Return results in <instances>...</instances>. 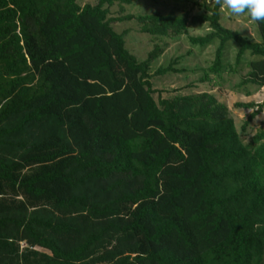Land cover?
<instances>
[{
	"label": "trees",
	"instance_id": "trees-1",
	"mask_svg": "<svg viewBox=\"0 0 264 264\" xmlns=\"http://www.w3.org/2000/svg\"><path fill=\"white\" fill-rule=\"evenodd\" d=\"M133 1L0 0V264H264V128L243 137L209 91L156 99L165 46L139 59L114 27L207 23L211 70L233 42L254 57L241 84L264 86V21L252 40L216 3L110 16ZM244 106L246 128L264 100Z\"/></svg>",
	"mask_w": 264,
	"mask_h": 264
},
{
	"label": "rangeland",
	"instance_id": "rangeland-1",
	"mask_svg": "<svg viewBox=\"0 0 264 264\" xmlns=\"http://www.w3.org/2000/svg\"><path fill=\"white\" fill-rule=\"evenodd\" d=\"M78 2L84 5L96 3L97 0H78ZM177 3L185 4L191 14H197L205 11V5L212 6L215 0H134L131 4H125L123 8L119 3L112 5L110 16L118 17L130 13L138 15L153 13L157 10L164 13L174 10L177 14H181L183 10L177 8ZM221 22L226 27L238 30L252 40H261L256 21H252L247 15L232 16L225 8L222 9ZM114 27L119 32L128 30L127 47L139 59H145L157 43L165 46L164 53L152 63V82L156 89L154 93L156 99H159V96L172 97L179 94L209 91L228 105L230 115L235 119L237 128L243 137L249 139L257 130L264 128V110L256 115L246 128H243L252 111L244 105L264 100V86L251 82L241 84L242 79L250 71L247 62L254 57L247 54L243 57L242 62H237L238 48L233 42H230L225 49V67L220 73L215 74L210 66L215 60L218 43L202 48L191 41V36L203 35L209 31L207 23L190 24L187 32L163 39L143 32L136 18L116 22ZM170 62L182 70L162 74L155 73L160 66H166Z\"/></svg>",
	"mask_w": 264,
	"mask_h": 264
},
{
	"label": "clouds",
	"instance_id": "clouds-1",
	"mask_svg": "<svg viewBox=\"0 0 264 264\" xmlns=\"http://www.w3.org/2000/svg\"><path fill=\"white\" fill-rule=\"evenodd\" d=\"M215 3L232 16L247 15L252 21H264V0H215Z\"/></svg>",
	"mask_w": 264,
	"mask_h": 264
}]
</instances>
